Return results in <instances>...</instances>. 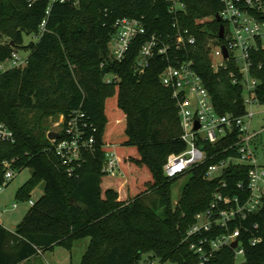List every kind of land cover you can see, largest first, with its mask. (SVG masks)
<instances>
[{"label": "trees", "instance_id": "trees-1", "mask_svg": "<svg viewBox=\"0 0 264 264\" xmlns=\"http://www.w3.org/2000/svg\"><path fill=\"white\" fill-rule=\"evenodd\" d=\"M182 1L187 12L179 23L198 43L189 55L182 51L171 56L195 60L220 114L244 116V87L233 84L230 76L234 71L240 77L236 65L216 73L206 46L208 38H218L221 24L202 21L218 14L220 3ZM122 18H144L150 34L176 32L166 0H0V121L15 134L14 142L0 143V186L5 162L18 172L33 171L17 199L29 202L37 187L44 186L14 232L0 224V264H22L57 246L71 249L83 238L90 243L82 264H151L156 259L200 264L186 242L196 215L211 206L217 193L247 197L248 166L231 164L220 177H207L210 166L236 155L223 152L238 139L234 133L207 146L210 157L221 154L184 175L190 178L174 204L172 187L183 176L169 179L165 164L171 154L183 153L186 144L176 101L161 84L168 63L154 59L146 73L138 75L134 65L144 39L134 42L122 62L113 61L110 42ZM25 36H35L38 42L25 47ZM20 49L31 50L27 63L3 71L2 64ZM253 58L257 99L264 105V52ZM109 75H116V82L106 83ZM75 111L85 114L97 131L79 176L70 177L48 139L46 122ZM113 145L125 172L121 177L103 172ZM244 225L263 243L251 246L246 235V257L239 264H264V210L250 215ZM146 257L150 263H143ZM206 264L238 263L234 251L224 248Z\"/></svg>", "mask_w": 264, "mask_h": 264}, {"label": "built area", "instance_id": "built-area-1", "mask_svg": "<svg viewBox=\"0 0 264 264\" xmlns=\"http://www.w3.org/2000/svg\"><path fill=\"white\" fill-rule=\"evenodd\" d=\"M166 2L169 13L174 16L173 28L176 32L150 34L144 18L119 19L115 23V34L110 42L111 57L115 62H122L134 42L144 39L134 65L135 72L140 76L144 75L152 61L157 58H162L168 63L161 73V84L172 92L176 101L182 129L181 139L186 144L183 153L171 154L168 157L165 173L169 179L184 176L209 158H217L221 153L210 157L207 146H214L238 133L236 142L223 150L224 153L234 151L236 155H230L210 166L207 177L209 179L220 177L231 164L248 166L247 197L232 198L217 193L211 206L196 215L195 223L187 232L186 242L199 257L200 264L210 262L214 255L224 248H231L234 251L236 262L239 264V258L246 257L244 244L246 235L251 246L263 243V238L258 237L254 230L247 229L244 222L250 215L264 210V167L258 165L251 149V142L255 137L251 133V121L255 114L250 112L254 106L261 105L256 94L258 80L252 76V70L253 54L264 52V0H218L221 5L219 13L202 21V23L217 21L224 26L223 38L220 37L219 28L218 38H208L206 46L211 50L212 68L216 73L227 69L230 63L236 65L240 77L238 78L234 71L230 76L233 84H242L244 87L246 107L244 116L220 114L196 71L195 60L183 59L179 54L171 56L173 52L182 51L189 55L191 49L193 51L197 46L198 39L188 29H183L179 23V16L187 12L186 4L182 0ZM217 16L221 21H218ZM224 50L228 53L227 58ZM26 63L27 60H22L18 51H14L1 68L7 71ZM116 80V75H109L106 83L111 84ZM57 126L59 138L50 140L53 150L62 166L66 168L67 174L70 177H78L85 163L86 153L94 149L96 142L94 133L97 130L92 128L85 114L80 111H75L67 117L61 116ZM90 129L92 134L89 133ZM14 141L13 130L0 121V143ZM11 164L10 162L3 164L5 175L0 192L16 176L17 170L13 169ZM103 172L112 177H121L125 174L114 145L106 152ZM221 185L226 186V183L223 181ZM239 187L243 188V184ZM35 203L32 199L29 201L31 207ZM254 229L257 230L258 225H255ZM235 242L238 245L234 249L232 245Z\"/></svg>", "mask_w": 264, "mask_h": 264}, {"label": "rangeland", "instance_id": "rangeland-1", "mask_svg": "<svg viewBox=\"0 0 264 264\" xmlns=\"http://www.w3.org/2000/svg\"><path fill=\"white\" fill-rule=\"evenodd\" d=\"M53 3L55 0H48ZM38 38L35 36H25L24 46L27 47L31 43H37ZM264 42V41H263ZM20 58L26 61L31 50L20 49L18 51ZM250 112L255 115L251 121V133L255 135L251 142V149L258 162V165L264 167V105L254 106ZM60 120V119H59ZM59 120L50 117L47 119L46 125L50 132H57L59 127L57 123ZM33 171L26 168L21 172H16L15 178L4 187L0 192V224L7 230L14 232L16 227L23 221L31 206L29 202L17 199L16 195L20 188L32 177ZM190 175L179 178L172 187V199L174 204L179 200L184 185L188 182ZM44 186L41 184L32 193V200L38 201L43 195ZM16 205V207H15ZM162 214V211H158ZM90 240L83 238L74 241L71 249L63 246H57L53 250L46 251L43 255L36 256L27 261L26 264H82L83 256L88 249ZM241 256L239 262H244ZM148 257L145 258L143 263H150ZM153 264H163L158 259L153 261ZM165 264H173L171 262Z\"/></svg>", "mask_w": 264, "mask_h": 264}, {"label": "water", "instance_id": "water-1", "mask_svg": "<svg viewBox=\"0 0 264 264\" xmlns=\"http://www.w3.org/2000/svg\"><path fill=\"white\" fill-rule=\"evenodd\" d=\"M217 19H218V21H221V18L219 16H217ZM223 36H224V26L221 25V27H220V37L223 38ZM224 55H225L226 58L228 57V53H227L226 50H224ZM58 138H59V134L57 132H50L49 135H48V139L49 140H54V139H58ZM237 245H238V243L235 242L232 245V248H234V249L237 248Z\"/></svg>", "mask_w": 264, "mask_h": 264}, {"label": "crops", "instance_id": "crops-1", "mask_svg": "<svg viewBox=\"0 0 264 264\" xmlns=\"http://www.w3.org/2000/svg\"><path fill=\"white\" fill-rule=\"evenodd\" d=\"M22 264H26V262L25 263H22Z\"/></svg>", "mask_w": 264, "mask_h": 264}]
</instances>
